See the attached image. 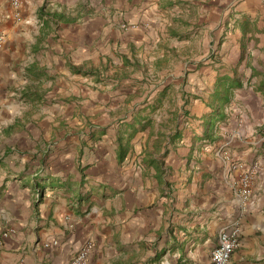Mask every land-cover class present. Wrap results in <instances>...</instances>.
<instances>
[{
  "label": "crops",
  "instance_id": "crops-1",
  "mask_svg": "<svg viewBox=\"0 0 264 264\" xmlns=\"http://www.w3.org/2000/svg\"><path fill=\"white\" fill-rule=\"evenodd\" d=\"M13 1L0 0V264H70L87 243L86 264H211L232 231L229 263L264 264L262 0H222L217 23L200 0ZM223 78L241 86L221 105Z\"/></svg>",
  "mask_w": 264,
  "mask_h": 264
},
{
  "label": "rangeland",
  "instance_id": "rangeland-1",
  "mask_svg": "<svg viewBox=\"0 0 264 264\" xmlns=\"http://www.w3.org/2000/svg\"><path fill=\"white\" fill-rule=\"evenodd\" d=\"M240 1L239 0H230V1H228L227 2V5H229L228 7L231 9V8H235L236 6H237V4L239 3ZM261 3H263L264 4V0H262L261 1ZM254 4H256L255 3V1L254 0H252V1H250L249 2V10H253L254 8H256L255 6H254ZM197 6L200 8V10H202V14L203 15H207V12L209 11V13L211 14V16H212V21L214 20V21H216V23H217V20L219 19L218 18V13H219V10L221 9V8H223L224 7V4H223V1L222 0H200V1H198V4H197ZM228 8V9H229ZM218 18V19H217ZM214 24H215V22H214ZM220 25H218L217 26V28L219 27ZM218 35V34H217ZM232 45V44H231ZM193 51H195V49L193 50ZM207 50H206V48H203V47H201V48H199L198 50H196L195 52H196V54H187V59H190V60H192L194 57H196V58H198V57H200V59H202L203 60V58L204 57H206L207 56V52H206ZM229 51V48L227 49V52ZM192 53H194V52H192ZM175 65H178L176 62H174L173 63V66L175 67ZM173 66L171 65V66H169V67H171L170 68V70L172 71L173 69ZM183 70H175V72H173V75H172V77H174L175 78V76H177L178 74H180L181 72H182ZM150 82H152V80H150ZM134 83H138V82H134ZM184 83H188V81L186 82H184ZM200 83V86H201V88H202V90H201V98H203V99H206L207 97L203 94V90L204 89H209V87H210V84H209V81H207L206 79H204V81H200L199 82ZM132 84V83H131ZM149 84V83H148ZM182 84V82H180V81H174L173 82V85H175V87L177 86H179V85H181ZM192 84H193V82L192 81H190V84H189V86L187 87V86H185V87H187V89L186 90H188L189 92L190 91H193V92H198V90L196 91V84H195V88H193V86H192ZM185 90V91H186ZM243 98V100H246V97H245V95L244 96H242L241 97V99ZM188 103V102H187ZM184 120V119H183ZM182 120V118H180V120H179V122L180 123H182L181 121H183Z\"/></svg>",
  "mask_w": 264,
  "mask_h": 264
},
{
  "label": "built area",
  "instance_id": "built-area-1",
  "mask_svg": "<svg viewBox=\"0 0 264 264\" xmlns=\"http://www.w3.org/2000/svg\"><path fill=\"white\" fill-rule=\"evenodd\" d=\"M13 3L17 5V1L14 0ZM243 195H247V183L249 181V177L245 176L243 178ZM7 233H4L6 236ZM236 231L232 232H221L218 237L217 245L211 251L210 261L211 264H230V256L236 247ZM92 246L90 243L85 244L72 258L70 264H86L88 260V256Z\"/></svg>",
  "mask_w": 264,
  "mask_h": 264
},
{
  "label": "trees",
  "instance_id": "trees-1",
  "mask_svg": "<svg viewBox=\"0 0 264 264\" xmlns=\"http://www.w3.org/2000/svg\"><path fill=\"white\" fill-rule=\"evenodd\" d=\"M240 86L241 84L237 79L223 78L222 80H218L215 84V89L218 91V95H215L217 102H221V105L225 104L229 99L230 90L239 88Z\"/></svg>",
  "mask_w": 264,
  "mask_h": 264
}]
</instances>
